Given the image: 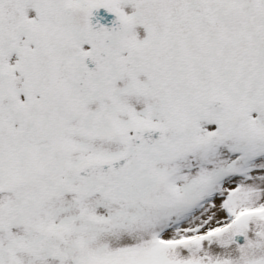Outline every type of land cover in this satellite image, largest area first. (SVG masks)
Here are the masks:
<instances>
[{"label": "rangeland", "instance_id": "obj_1", "mask_svg": "<svg viewBox=\"0 0 264 264\" xmlns=\"http://www.w3.org/2000/svg\"><path fill=\"white\" fill-rule=\"evenodd\" d=\"M97 6L129 24L124 42L107 50L119 78L107 99L75 101L65 126L30 143L24 121L35 105L55 88L73 99ZM259 59L264 0H0V264H264V210L244 202L254 173L264 179V105L248 72ZM215 95L240 114L232 133L197 117ZM83 123L96 127L92 141ZM149 123L185 124L190 138L177 159L158 165L161 185L148 203L83 196L75 167L115 157L122 138ZM115 144L120 151L109 155ZM217 165L211 180L191 181ZM221 175L242 177V189L223 218L213 221L212 210L200 218Z\"/></svg>", "mask_w": 264, "mask_h": 264}, {"label": "water", "instance_id": "obj_2", "mask_svg": "<svg viewBox=\"0 0 264 264\" xmlns=\"http://www.w3.org/2000/svg\"><path fill=\"white\" fill-rule=\"evenodd\" d=\"M90 25L92 41L97 48L75 77L74 90L79 99H89L87 93L95 96L103 92L111 74L105 69L109 59L106 60L102 50L122 43L128 29L120 13L104 7L91 10ZM95 63L103 65L102 68L94 67ZM49 104L50 101L40 103L36 111L42 113ZM75 110L76 107L68 105L62 115ZM198 115L225 131L233 130L238 122L229 101L218 96L212 97L199 107ZM42 135V121L36 116L30 117L26 139L38 143V138ZM187 141L188 133L184 125L157 124L138 127L134 129L132 136L125 139L129 146L128 151L110 161H95L78 166L75 178L84 183L85 196L98 194L114 202L146 203L148 189L155 191L158 187L159 176L155 170V162H169L176 158ZM236 241L243 243L244 237L238 235Z\"/></svg>", "mask_w": 264, "mask_h": 264}, {"label": "bare ground", "instance_id": "obj_3", "mask_svg": "<svg viewBox=\"0 0 264 264\" xmlns=\"http://www.w3.org/2000/svg\"><path fill=\"white\" fill-rule=\"evenodd\" d=\"M89 25H90V23H89ZM126 25L128 27V29H127V32H128V30H129V24L127 22V19H126ZM90 29H91V35H92V27H91V25H90ZM112 46H116V45H110V46L104 48V50H102L104 52V54H105L106 60L109 59V61L107 62L108 66H105V69L107 70V72L109 74H111V78L108 79L106 81V83H105V86L106 87L105 88L103 87L104 88V90L102 92L103 94L101 93L100 95H95L94 96L92 94L87 93L86 96L89 97V99H79L77 97L76 93H75V90H74L75 77H76V74H74L73 79H72V81H73V83H72V92L74 94L73 97H72L74 104H72V105L74 107H76L75 101H80V102H83V103H92L93 104L96 101H99V100L101 101V100H104V99H107L108 98V96L110 94V88H111L110 86H113V84L116 83V81L119 78L120 71H121L120 70L121 67H120L119 61L117 62L116 60H114L112 58L111 54H109L107 52L108 48H110ZM82 64H83V62L81 63V65ZM116 65H117V67H116ZM93 66L99 69L100 67L102 68L103 65H99V64L95 63ZM51 94H52V98L53 99H55L58 96V94L59 95H62L60 91L57 92V89L56 90H52V93ZM154 105H156V104H154ZM78 111H79V107L75 111H73V112L72 111L66 112L65 113V116H66V118H68L69 116H72V115L76 114ZM110 111L111 110H109V109H106V110L104 109L102 111V113H103L102 115L103 116H106V114H108V112H110ZM35 112L37 113L36 114V117L37 118H40V121H41V115L43 113H45V110L42 113H38L36 111V109H35ZM96 113H94V115ZM88 117H89L88 119H90L92 116L90 117V115H89ZM104 118H106V117H104ZM95 119H98L99 120L98 115L95 116ZM24 125L25 126L30 125V120H27V121L25 120L24 121ZM82 125H83L82 137H85L87 139L90 138L91 141H92V138H96L95 137L96 131H97L96 130V127H92V129L90 130L89 128H87L89 126L88 124L83 123ZM236 126H238V124H236ZM132 132L133 131H131L130 134H128V135H126V136H124L122 138V143L125 145V149L124 150H121L120 151V149H118V146L115 144L113 147H111L109 149V151L107 153L110 155L111 154V150L116 151V152H119L120 151V153L121 152L128 151L129 146L125 142V139L127 137L132 136ZM90 140H88L87 142H89ZM105 142L106 141H104V143ZM87 144L89 145V148H90V144L89 143H87ZM103 146H105V145H103ZM90 149L96 150L95 152H97L99 150L95 145L92 146ZM95 161H98V160L95 159ZM163 163H166V162H163ZM159 164H162V162L161 161H159V162L156 161L155 162V170H156L157 173H159L158 168H157ZM208 165H210V164H208ZM208 165H205V167H207ZM77 167H78V165L74 169V172H73L74 176H75V170H76ZM222 168H223V166L217 165V166H214L213 168H209V169H206L205 168V169H202V170H200L198 172V174H196L194 177H192L191 181L192 182H195L197 180H200V181H202V180L203 181L211 180L212 177L215 175V173L218 172L219 170H222ZM225 175H221V177H219L218 179H216L214 181L215 186L218 187L217 193L215 192L216 193L215 196L217 195L216 196V199L214 201H212V202H208V198H207V200H203L202 202L199 203V206L200 207H204L203 210L200 209L201 210V214H199L200 215V218L202 216L203 217L206 216V213L209 210H212L211 211V214H213V221H215L217 219L223 218V215H224L223 209H226L227 208V206L225 204H228V202L231 201V195L235 194V192L238 193L242 189L241 184L238 183V180H242V177L241 178H232V177H227ZM254 176H255V178H254V181L255 182H253V184H251L250 186H248L247 184L244 185L246 188H249L250 189V192L252 193L250 196L247 197L248 201L247 200H244L243 199L244 197L243 198L241 197V198L246 203H249V204H255L256 203V204H258V205H255V206H251L250 209H252V210L253 209H256L257 211H263L264 210V179H261V176H257L255 173H254ZM159 177H160V179H158V187H157V189L155 191L148 189V193H149L148 195H152L153 193H155L159 189V187L161 185V181H162L161 180L160 173H159ZM196 177H198V179H196ZM186 178L188 179L187 176H186ZM222 193H224V195L227 194L226 196H224L225 200L220 199V195L219 194H222ZM95 195H98V194H95ZM98 196L100 197V195H98ZM90 198L93 199V196L90 197ZM94 198H96V196ZM261 198H262V200H261ZM8 199H9V197H8ZM199 215L197 213V216H193L195 218H198V220H197L198 222H199V219H200L199 218Z\"/></svg>", "mask_w": 264, "mask_h": 264}, {"label": "flooded vegetation", "instance_id": "obj_4", "mask_svg": "<svg viewBox=\"0 0 264 264\" xmlns=\"http://www.w3.org/2000/svg\"><path fill=\"white\" fill-rule=\"evenodd\" d=\"M259 64L257 63L256 67H254V65H251L250 68L248 69V72L250 73L249 76L252 80H253V78H254V80L259 79V82H257L256 84H257L258 90H261V89H264V61L260 60ZM260 68H262L261 71H260ZM258 73H260V74H258ZM248 84L250 86L253 85L252 83H248ZM61 96L62 95L58 94V96L52 100L49 109L41 115V119L43 121V128H44L45 136L47 134L51 133V132H49V130H55L57 128H61L66 124V117L60 118L59 116L62 112V109L67 104H69V102H72V101L68 100V99L63 100L61 98ZM47 132H49V133H47Z\"/></svg>", "mask_w": 264, "mask_h": 264}]
</instances>
